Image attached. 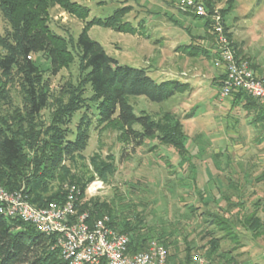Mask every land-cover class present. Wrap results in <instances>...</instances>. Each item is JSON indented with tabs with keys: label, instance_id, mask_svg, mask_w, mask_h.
<instances>
[{
	"label": "rangeland",
	"instance_id": "374dc122",
	"mask_svg": "<svg viewBox=\"0 0 264 264\" xmlns=\"http://www.w3.org/2000/svg\"><path fill=\"white\" fill-rule=\"evenodd\" d=\"M76 1L90 9L88 18L82 20L58 5L50 7L49 23L56 33L76 40L89 20L106 18L117 8H124V20L135 30L128 24L124 30L93 25L90 37L120 64L145 68L157 81L178 79L187 83L184 92L164 102L145 96L129 99L137 115L148 114L162 132L177 125L182 149L159 135L138 144L127 137L117 121L97 124L92 117L84 150L64 161L71 171L81 174L83 181H89L85 199L115 200L119 208L136 205L137 211L144 213L147 226H180L181 236L198 241L207 228L219 238L220 250L234 256L238 264H264V121L256 119L254 106H248L251 98H245L247 106L233 96L219 99L220 77H225V72L213 18L195 17L193 10L180 7L179 0ZM197 1L221 15L230 46L250 58L258 74H264V43L257 42L262 33L259 37L258 31L244 27H253L258 14L264 18V0ZM10 30L0 10V35ZM235 33L244 40L249 50L246 54L235 45ZM3 55L0 48V57ZM32 60L38 66L36 88L46 93L48 105L34 118L29 117L24 78L17 71L8 76L0 67V95H6L0 101V120L8 119L9 124L15 118L35 120L44 130L59 102L67 103L68 91L79 82L81 71L77 57L57 73L49 70L51 64L44 54H34ZM89 95L87 87L85 96ZM82 112L74 114L68 127L75 130ZM94 162L107 165L105 179L95 171ZM58 183L51 184L52 191ZM201 212L205 214L200 216ZM217 220L226 221L232 234L229 229H220ZM213 262L227 264L224 258Z\"/></svg>",
	"mask_w": 264,
	"mask_h": 264
},
{
	"label": "trees",
	"instance_id": "16d2710c",
	"mask_svg": "<svg viewBox=\"0 0 264 264\" xmlns=\"http://www.w3.org/2000/svg\"><path fill=\"white\" fill-rule=\"evenodd\" d=\"M55 5L82 20L90 14V9L76 0H0V10L11 26L10 32L0 35V48L4 52L0 57V67L8 76L17 71L24 78L26 98L30 103L29 117L34 118L48 105L46 93L36 88L34 78L38 75V66L32 55L44 54L53 73L77 57L81 71L79 82L68 91L67 103L59 102L55 116L44 130L35 124V120L15 118L13 124H9L8 119L0 120V185L9 191L23 189L32 204L46 206L51 202H65L68 189L64 186L68 183L80 191L75 216L88 213L87 219L92 223L107 215L108 225L130 236L133 252L146 250L151 241L156 240L167 249L168 264H193L195 254H201L212 262L224 258L227 264H238L234 256L220 250L219 238L207 228L201 232L198 241L190 239L189 235L181 236L180 226L173 225L172 229L147 226L144 213L137 211L136 205L125 204L119 208L115 200L102 201L94 196L85 199L89 181H83L81 174L71 171L64 161L73 153L84 150L90 137L92 117L97 124L117 121L127 137L138 144L159 135L161 140L182 149L178 135L181 131L177 125L162 132L160 124L148 114L137 115L129 99L145 96L150 101L164 102L184 92L187 83L178 79L157 81L145 68L120 64L107 54L101 43L90 37L89 29L93 25L124 30V25L128 24L127 27L135 30L124 20V8H117L106 18H92L75 40L59 35L51 27L49 9ZM207 8L211 12L210 5ZM192 14L205 19L195 12ZM206 21L209 23V19ZM236 56L247 60L256 71L250 58L238 52ZM224 78L220 77L221 84ZM87 87L90 89L88 97L85 96ZM4 96L0 95V101ZM232 96L234 100L251 98L249 105L258 112L256 119L264 121V104L258 99L242 90L233 92ZM82 110L75 130L68 127L74 114ZM93 161L96 162L95 158ZM95 162V171L105 179L107 165ZM53 182L60 185L52 191L50 186ZM191 213L195 214L196 210L191 209ZM204 214L201 212L199 215ZM215 223L222 230L229 229V234H232L226 221L217 220ZM55 242L54 235L42 233L31 223L7 218L0 213V264H68L60 249L53 248Z\"/></svg>",
	"mask_w": 264,
	"mask_h": 264
},
{
	"label": "built area",
	"instance_id": "2783aa9c",
	"mask_svg": "<svg viewBox=\"0 0 264 264\" xmlns=\"http://www.w3.org/2000/svg\"><path fill=\"white\" fill-rule=\"evenodd\" d=\"M179 5L199 16L213 18L225 72L219 99L224 101L233 92L242 90L264 104V74H258L247 60L237 58L224 33L221 15L209 13L206 6L197 0H179ZM66 188L68 196L65 202L35 206L23 189L9 191L0 185V213L7 218L31 223L42 233L54 235L56 242L53 248L60 249L68 264H168L167 249L158 241H151L144 251L133 252L130 236L108 225V216L92 223L87 219L88 213L76 217L80 191L75 186L66 185ZM192 260L193 264H215L201 254H195Z\"/></svg>",
	"mask_w": 264,
	"mask_h": 264
},
{
	"label": "crops",
	"instance_id": "0c3cea01",
	"mask_svg": "<svg viewBox=\"0 0 264 264\" xmlns=\"http://www.w3.org/2000/svg\"><path fill=\"white\" fill-rule=\"evenodd\" d=\"M256 17H257V21H256V23H255V25H253V27L252 26H244V27H246V31H258V33H259V37L261 36V33H262V36H261V38L260 39H258V43H264V39L262 38V37H264V34H263V31H264V18L260 15L259 16V14L258 15H256ZM239 28H236L235 30H237V31H239L238 30ZM234 34V33H233ZM234 42H235V45L236 46H238L237 48L238 49H241V51L243 52V54L245 53L246 54V52H248L249 50H248V48L246 47V45H244V40L243 39H239V36L235 33V35H234ZM190 44V43H189ZM188 45V44H187ZM256 67V66H255ZM257 69V68H256ZM239 104H241V105H246V101L243 99V100H240L239 101ZM247 106V105H246ZM249 107H251V105H248ZM253 110H255L254 108H253Z\"/></svg>",
	"mask_w": 264,
	"mask_h": 264
}]
</instances>
